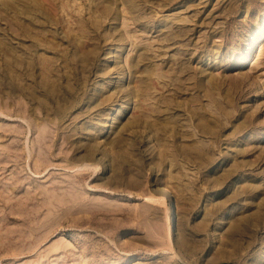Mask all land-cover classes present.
Here are the masks:
<instances>
[{"label":"rangeland","instance_id":"1","mask_svg":"<svg viewBox=\"0 0 264 264\" xmlns=\"http://www.w3.org/2000/svg\"><path fill=\"white\" fill-rule=\"evenodd\" d=\"M0 264H264V0H0Z\"/></svg>","mask_w":264,"mask_h":264},{"label":"bare ground","instance_id":"2","mask_svg":"<svg viewBox=\"0 0 264 264\" xmlns=\"http://www.w3.org/2000/svg\"><path fill=\"white\" fill-rule=\"evenodd\" d=\"M85 166L88 167V164H86ZM146 201L159 202L160 204L165 206L166 222L168 224L169 231H171L176 221V205L174 200L169 195L168 190H166L165 188H161L158 192V195L148 196L146 198Z\"/></svg>","mask_w":264,"mask_h":264}]
</instances>
